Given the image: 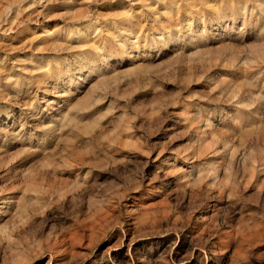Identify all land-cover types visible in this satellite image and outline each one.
<instances>
[{"label":"rangeland","instance_id":"1","mask_svg":"<svg viewBox=\"0 0 264 264\" xmlns=\"http://www.w3.org/2000/svg\"><path fill=\"white\" fill-rule=\"evenodd\" d=\"M22 1L0 264H264V0Z\"/></svg>","mask_w":264,"mask_h":264},{"label":"bare ground","instance_id":"2","mask_svg":"<svg viewBox=\"0 0 264 264\" xmlns=\"http://www.w3.org/2000/svg\"><path fill=\"white\" fill-rule=\"evenodd\" d=\"M33 4L35 3L36 0H33ZM40 3V2H38ZM29 5L26 3H23L22 0H19L18 3L15 5V2L9 3L5 6L4 10L0 11V32H4L5 25H8V28H10L14 22V18L18 17V15L25 10L24 8L28 7ZM10 16V17H9ZM9 17V19H8ZM7 19V22H6ZM12 19H14L12 21ZM93 23L87 24L88 27H91ZM7 28V29H8ZM77 28V27H76ZM110 33V32H109ZM113 34V33H112ZM48 35V34H47ZM217 171V170H216ZM215 172V171H214Z\"/></svg>","mask_w":264,"mask_h":264}]
</instances>
